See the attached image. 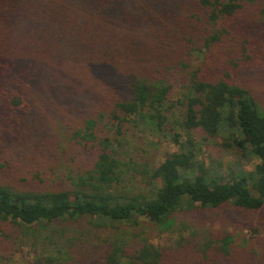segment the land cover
Returning a JSON list of instances; mask_svg holds the SVG:
<instances>
[{
    "label": "trees",
    "instance_id": "obj_1",
    "mask_svg": "<svg viewBox=\"0 0 264 264\" xmlns=\"http://www.w3.org/2000/svg\"><path fill=\"white\" fill-rule=\"evenodd\" d=\"M262 33L264 0H0V157L2 142L28 140L41 104L70 109V143L91 151L67 186L0 178V248L10 226L41 246L30 264H264L236 253L229 233L174 247L117 235L143 219L167 231L177 211L264 207V109L244 80L264 76ZM142 125L175 145L157 166L127 153L128 126ZM208 141L232 155L224 172L198 159ZM133 176L141 190L125 183ZM68 220L89 228L74 234ZM95 229L112 235L85 257Z\"/></svg>",
    "mask_w": 264,
    "mask_h": 264
},
{
    "label": "rangeland",
    "instance_id": "obj_2",
    "mask_svg": "<svg viewBox=\"0 0 264 264\" xmlns=\"http://www.w3.org/2000/svg\"><path fill=\"white\" fill-rule=\"evenodd\" d=\"M257 41L260 45L263 44L264 49V33L258 35ZM201 60L202 54L199 52H194L190 56L193 65L198 64ZM176 76V74L172 75L171 79ZM256 76L258 75L250 74L244 80L249 85L255 86V93L264 109V76L258 79L260 82H257ZM173 83L174 96L172 99L174 100L178 97L176 92L179 91L181 85L177 79ZM47 107L43 104L38 105L36 111L30 114L24 128V134L28 140L19 138V141H22V144L18 145L19 148L14 146V141L2 142L5 152L0 157V163L3 165L0 168V178L5 183L14 186L17 184L26 185L19 183L24 180L26 183H35L42 187H63L68 185L67 176L70 171H73L71 174H75L76 170H82V167L85 166L91 151L78 143H70L69 139V128L77 125L72 111L65 110L64 107L56 108L53 105L49 106L52 111H47ZM58 108L59 111H57ZM128 129L126 150L137 162L146 161L149 165L157 166L167 152L175 150V145L169 137L152 132L145 125L128 126ZM13 131H15V127H13ZM16 137L10 135L8 138L15 140ZM198 159L202 160L206 166L217 162L221 164L219 172H224L233 157L228 151L215 145L213 141H208ZM252 162H255L253 158L250 163H244V169L251 170ZM125 183L129 188L135 190H141L143 187L139 178L135 179L134 176L125 180ZM171 218L173 225L167 231H159L160 226L157 227L143 219L139 227L122 228L117 235L127 239L128 242H134L133 245L131 244L132 246L145 239L154 246L174 247L181 237L183 245L189 246L191 241H197L198 236L204 237L210 233L222 236L229 233L232 235V248L242 258L248 259L254 256V258L262 259L264 257V207L261 210H246L226 205L214 210L177 211ZM64 225L72 229L74 234L89 228L86 220L77 222L68 220ZM251 229H255V232L250 231ZM7 232L11 233L6 239L5 246L0 249L3 250V254L8 255L6 256L8 264H30V260L36 255L34 252H41V246L30 244L31 238L15 237V232L10 226L7 227ZM72 232L69 231L70 234ZM91 232L87 231L85 234L87 239L85 244H88L82 249L86 254L85 257H89L91 254L99 256L104 251L102 239L112 235L110 230L95 229ZM8 247L11 250L9 253L6 252ZM78 264H80L79 260Z\"/></svg>",
    "mask_w": 264,
    "mask_h": 264
}]
</instances>
